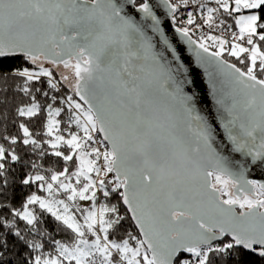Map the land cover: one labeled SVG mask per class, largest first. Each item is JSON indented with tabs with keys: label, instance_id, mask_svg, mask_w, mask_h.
Wrapping results in <instances>:
<instances>
[{
	"label": "snow or ice",
	"instance_id": "obj_1",
	"mask_svg": "<svg viewBox=\"0 0 264 264\" xmlns=\"http://www.w3.org/2000/svg\"><path fill=\"white\" fill-rule=\"evenodd\" d=\"M0 140V264H264V0H0Z\"/></svg>",
	"mask_w": 264,
	"mask_h": 264
},
{
	"label": "trees",
	"instance_id": "obj_2",
	"mask_svg": "<svg viewBox=\"0 0 264 264\" xmlns=\"http://www.w3.org/2000/svg\"><path fill=\"white\" fill-rule=\"evenodd\" d=\"M228 24H232L233 25V30H237L234 27V22L231 19L227 20ZM225 58L232 63H237V66L239 67H243V65H240L235 58L227 56V53H225ZM19 62H17L18 64ZM12 65H9V67H11ZM46 89V86H44ZM62 92L67 93L68 90L67 88H64L62 90ZM43 99V98H41ZM20 122V118H16V120H13V115L11 112H9L8 115V119L6 121V128L7 131L5 134H9V135H17L22 136V132H19L18 129V123ZM24 122L27 123V118H24ZM30 131H34L38 134L42 135V121L41 122H37L35 120V118L33 119L31 125H30ZM45 139H47V137H45ZM0 143H3L4 146L7 148L9 147V145L7 143H5L4 141L0 140ZM17 153L22 157V160H28L30 157L31 158H35L33 156V154L31 152H26L23 150V146L17 147L16 148ZM56 159L55 157H49L46 161H43L42 163L44 164V168L45 169H59L60 165H58L56 163ZM62 164V162H61ZM34 170L28 168V167H24L23 164H16L13 165L10 168V171L7 175V181H8V187L5 193L6 196V200L5 203L7 205V207L9 209H11L13 206H15L16 208H19L21 203L26 199V197L32 192V191H36V186L33 185L30 189L26 188L25 186H23L22 184H20V179L23 177V175L25 173L28 172H32ZM41 174H44V170H41ZM37 194H41V195H46V193H39L37 192ZM59 198H63L62 196ZM115 202V201H113ZM80 203V202H78ZM81 204V203H80ZM84 206L82 207H88L89 206V202H86L83 204ZM5 215H7V213H5ZM11 218V217H9ZM21 227H23V223L21 222L20 224ZM46 231L48 233H51L52 235L55 236L56 239L62 240V241H66L67 237L64 233L60 232L59 230L56 229L55 227V222L52 221L50 218L47 219V225H46ZM8 241H9V245L12 246L14 245L16 242L14 240L13 237L9 236L8 237ZM21 251H23V249L21 248ZM54 254V253H53ZM254 257H249V256H243L242 257V262L243 264H248L249 261L254 260Z\"/></svg>",
	"mask_w": 264,
	"mask_h": 264
},
{
	"label": "water",
	"instance_id": "obj_3",
	"mask_svg": "<svg viewBox=\"0 0 264 264\" xmlns=\"http://www.w3.org/2000/svg\"><path fill=\"white\" fill-rule=\"evenodd\" d=\"M158 15H160L162 21L166 24V25H169L173 31H174V28L173 26L170 24V21H169V16L167 14V10L164 8L163 5H161L158 9H156ZM173 32H169V35H172ZM177 40H179V36H176L175 37ZM186 47V46H185ZM200 91H201V94L203 95L205 92H206V85H204L203 83H200L198 85ZM203 107L205 108H211L213 107V105L211 104V101L209 100L207 103H205L204 105H202ZM249 179H255L259 182H264V171L260 170V169H254L251 171L249 177Z\"/></svg>",
	"mask_w": 264,
	"mask_h": 264
},
{
	"label": "built area",
	"instance_id": "obj_4",
	"mask_svg": "<svg viewBox=\"0 0 264 264\" xmlns=\"http://www.w3.org/2000/svg\"><path fill=\"white\" fill-rule=\"evenodd\" d=\"M207 6H215V5H214V2H209V3L207 4ZM191 10H192V9L189 8V9H187V10H182L181 13H178V14H177V15H178V23H177L176 25H172L173 28L182 25V24L184 23V12H186V11H191ZM199 14H200V13L197 12V16H199ZM169 21H170V24H171V17H169ZM231 30H233V29H231ZM203 31H204L205 33H207V34L221 35V33H220L219 30L209 31L207 28H204ZM200 34H201V32H200L199 30H197L196 35H195L193 38L195 39V38H196L197 36H199ZM226 35L230 36V32L227 33Z\"/></svg>",
	"mask_w": 264,
	"mask_h": 264
},
{
	"label": "rangeland",
	"instance_id": "obj_5",
	"mask_svg": "<svg viewBox=\"0 0 264 264\" xmlns=\"http://www.w3.org/2000/svg\"><path fill=\"white\" fill-rule=\"evenodd\" d=\"M82 204V206H84L83 204L86 203V202H80Z\"/></svg>",
	"mask_w": 264,
	"mask_h": 264
}]
</instances>
